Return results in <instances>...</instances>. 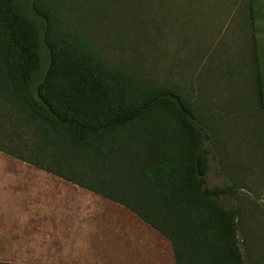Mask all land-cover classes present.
<instances>
[{"label":"trees","instance_id":"obj_1","mask_svg":"<svg viewBox=\"0 0 264 264\" xmlns=\"http://www.w3.org/2000/svg\"><path fill=\"white\" fill-rule=\"evenodd\" d=\"M211 1L194 0L196 20L198 4L201 11ZM64 25L54 0H0V120L21 127L5 113L14 104L45 127L50 144L84 152L91 169L120 168L119 186L0 152L125 206L172 243L175 264H246L239 209L222 203L237 190L207 186L212 136L193 102L108 66Z\"/></svg>","mask_w":264,"mask_h":264},{"label":"rangeland","instance_id":"obj_2","mask_svg":"<svg viewBox=\"0 0 264 264\" xmlns=\"http://www.w3.org/2000/svg\"><path fill=\"white\" fill-rule=\"evenodd\" d=\"M54 2L64 26L88 39L108 66L128 69L143 84L174 89L193 102L201 123L212 136V141L205 144L209 150L207 186L236 188L237 197L222 203L239 209L245 263L264 264V111L256 101L255 77L244 64L249 58L245 51L240 52V57L221 56L207 51L208 40L198 46L194 0ZM188 4L193 6L190 11ZM5 107L6 115L12 120L18 118L21 127L15 123L11 129L0 120V147L52 171L67 175L74 171L73 176L92 179L96 185L111 179L112 185L119 186L120 168L91 169L84 152L70 153L67 145L50 144L40 122L10 102ZM10 159L17 160L0 152V160ZM33 166L38 174H50ZM139 224L145 225L140 220ZM9 234L0 233V237L16 235ZM9 239H0L1 262L21 264L16 262L35 259L29 256L30 248L22 249L18 241ZM167 241L162 238V257L160 253L153 257L154 251L149 249L142 264H174L172 243ZM167 253H171L169 260ZM62 260L49 264H83V260L77 263L72 257H68L69 262Z\"/></svg>","mask_w":264,"mask_h":264},{"label":"crops","instance_id":"obj_3","mask_svg":"<svg viewBox=\"0 0 264 264\" xmlns=\"http://www.w3.org/2000/svg\"><path fill=\"white\" fill-rule=\"evenodd\" d=\"M199 7L198 46L208 40L207 51L221 56L240 57L245 51L249 58L244 64L255 77V97L260 102L261 89L264 92V0L230 4L214 0L205 10L199 11ZM201 18L206 21L201 23ZM31 165L18 159L0 160V233H16L12 240L22 249L30 248L29 256L35 257L16 263H59L62 258L69 262L72 257L83 264H142L149 249L154 251L153 257L164 255L162 238L166 237L128 208L63 177L38 174ZM2 236L4 241L10 238ZM170 255L167 253L168 260Z\"/></svg>","mask_w":264,"mask_h":264}]
</instances>
